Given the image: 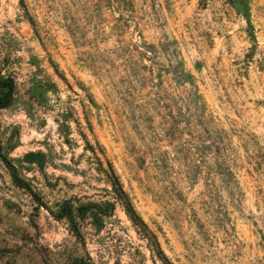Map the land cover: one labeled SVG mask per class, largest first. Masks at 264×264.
Masks as SVG:
<instances>
[{"label": "rangeland", "instance_id": "obj_1", "mask_svg": "<svg viewBox=\"0 0 264 264\" xmlns=\"http://www.w3.org/2000/svg\"><path fill=\"white\" fill-rule=\"evenodd\" d=\"M245 2L0 0V152L36 195L0 158V264H264V0ZM65 201L108 215L76 237Z\"/></svg>", "mask_w": 264, "mask_h": 264}, {"label": "trees", "instance_id": "obj_2", "mask_svg": "<svg viewBox=\"0 0 264 264\" xmlns=\"http://www.w3.org/2000/svg\"><path fill=\"white\" fill-rule=\"evenodd\" d=\"M245 1L246 0H230V2L238 8L242 16L247 19V14L245 12L246 6H244L246 4ZM15 92V82L13 80H4L0 76V109H6L12 105L16 95ZM93 155L95 156L96 161L98 163V168H96V171L101 173L105 177L107 184L111 187V193L114 196V201L121 206L126 217L132 223L133 227L136 229L138 234L147 241H152L153 238L155 245L160 251V248L156 242V238L149 231L147 225L134 210L129 197L124 192L119 178L113 170L112 165L107 162V169H104L102 161L96 156L94 151ZM26 157L29 159L30 165H37L40 171L43 170L46 164V157L43 153H29L26 155ZM0 158L2 159L6 168L9 170L14 185L20 189L26 190L33 197H36L31 186L19 177L16 167L6 157L1 156V152ZM107 206L110 207V209L112 210L114 208V203H108ZM90 213L93 214V218L95 220H97V215H108L107 211H101L100 205L97 203L90 202L75 207L71 201H65L60 206L58 213L54 217L57 220L67 221L71 232L76 235V237H80L79 221L85 220L86 216Z\"/></svg>", "mask_w": 264, "mask_h": 264}]
</instances>
